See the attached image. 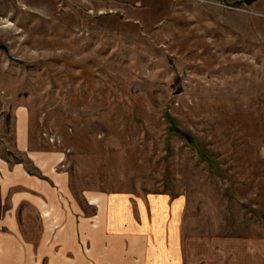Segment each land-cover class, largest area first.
Wrapping results in <instances>:
<instances>
[{
    "label": "rangeland",
    "instance_id": "rangeland-1",
    "mask_svg": "<svg viewBox=\"0 0 264 264\" xmlns=\"http://www.w3.org/2000/svg\"><path fill=\"white\" fill-rule=\"evenodd\" d=\"M13 171L59 191L82 264L70 223L111 195L182 201L184 264H264V0H0Z\"/></svg>",
    "mask_w": 264,
    "mask_h": 264
},
{
    "label": "crops",
    "instance_id": "crops-1",
    "mask_svg": "<svg viewBox=\"0 0 264 264\" xmlns=\"http://www.w3.org/2000/svg\"><path fill=\"white\" fill-rule=\"evenodd\" d=\"M58 195L46 183L10 173L0 188V264H82L79 249L70 257L63 255ZM3 198L10 201L6 209ZM97 202L96 217L70 223L85 231L86 264H184L178 223L182 201L111 195ZM32 214L38 217V227ZM31 228L40 230L38 253L26 237ZM77 243L72 238V245Z\"/></svg>",
    "mask_w": 264,
    "mask_h": 264
}]
</instances>
